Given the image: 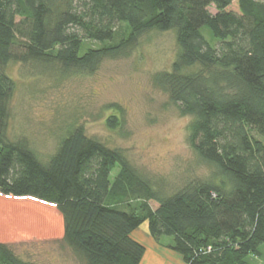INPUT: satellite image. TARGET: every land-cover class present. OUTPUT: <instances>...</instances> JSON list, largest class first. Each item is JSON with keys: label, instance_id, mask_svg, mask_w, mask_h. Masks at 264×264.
Returning <instances> with one entry per match:
<instances>
[{"label": "trees", "instance_id": "obj_1", "mask_svg": "<svg viewBox=\"0 0 264 264\" xmlns=\"http://www.w3.org/2000/svg\"><path fill=\"white\" fill-rule=\"evenodd\" d=\"M155 31L175 34L177 54L154 85L192 118L188 141L213 169L207 179L167 194L76 122L47 161L27 138L9 136L11 64L91 76L106 60L128 58ZM108 124L119 126L114 116ZM0 193L55 205L64 220L61 243L81 264H141L146 247L133 233L145 223L186 264H258L264 0H0ZM13 247L0 243V264H43Z\"/></svg>", "mask_w": 264, "mask_h": 264}, {"label": "rangeland", "instance_id": "obj_2", "mask_svg": "<svg viewBox=\"0 0 264 264\" xmlns=\"http://www.w3.org/2000/svg\"><path fill=\"white\" fill-rule=\"evenodd\" d=\"M210 11L216 13L214 8ZM176 54L175 34L155 31L144 35L128 58L106 60L91 76L62 78L57 71L44 73L30 65L11 64L8 73L16 93L9 136L27 138L47 161L67 127L76 122L88 136L121 150L136 170L167 194L188 181L207 179L213 169L197 157L188 141L192 118L182 116L154 85V76L170 71ZM113 116L117 129L108 124ZM142 228L148 229V223ZM63 237L64 220L55 205L0 193V243L14 246L27 260L81 264L64 248Z\"/></svg>", "mask_w": 264, "mask_h": 264}, {"label": "crops", "instance_id": "obj_3", "mask_svg": "<svg viewBox=\"0 0 264 264\" xmlns=\"http://www.w3.org/2000/svg\"><path fill=\"white\" fill-rule=\"evenodd\" d=\"M133 238L146 247L141 264H186L183 257L168 247L170 240L156 241L151 237L149 229L140 227L133 233ZM263 257L264 253L262 251V257L257 259L258 264H264Z\"/></svg>", "mask_w": 264, "mask_h": 264}, {"label": "clouds", "instance_id": "obj_4", "mask_svg": "<svg viewBox=\"0 0 264 264\" xmlns=\"http://www.w3.org/2000/svg\"><path fill=\"white\" fill-rule=\"evenodd\" d=\"M42 204H47V203H45V202H42Z\"/></svg>", "mask_w": 264, "mask_h": 264}]
</instances>
